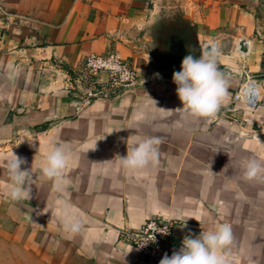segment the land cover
<instances>
[{
	"label": "crops",
	"instance_id": "0c3cea01",
	"mask_svg": "<svg viewBox=\"0 0 264 264\" xmlns=\"http://www.w3.org/2000/svg\"><path fill=\"white\" fill-rule=\"evenodd\" d=\"M171 3L199 57L218 42L226 87L210 117L187 114L176 70L156 63L171 51L161 40ZM114 51L138 87L84 103L69 89L78 70ZM244 71L255 105L237 98ZM147 137L160 140L159 163L123 169L119 156ZM51 141L71 149L60 179L42 173ZM15 154L32 170L30 199L7 195ZM250 159L264 164V0H0V264H151L121 230L153 216L175 222L170 256L186 235L227 223L228 264H264V175L245 177ZM64 214L81 220L78 233L64 231Z\"/></svg>",
	"mask_w": 264,
	"mask_h": 264
},
{
	"label": "clouds",
	"instance_id": "9594fccd",
	"mask_svg": "<svg viewBox=\"0 0 264 264\" xmlns=\"http://www.w3.org/2000/svg\"><path fill=\"white\" fill-rule=\"evenodd\" d=\"M112 70L124 72L119 66ZM173 81L183 103L182 109L187 114L194 117H210L221 106L226 86L217 68V57L212 52L202 54L199 58L186 55L182 60L181 70L174 71ZM159 144L160 140L157 137L138 140L131 148L128 146L125 156H119L120 166L134 172L157 165L160 159ZM70 152L68 146L51 141L50 151L46 154V162L42 167L43 175L47 178H62L69 164ZM25 163L26 160L16 154L7 161V172L12 181L7 195L14 201L30 199L29 184L33 177L32 170L21 167ZM244 175L250 180L261 177L264 175V164L256 159L248 160L244 164ZM61 223L69 235L76 234L81 229V220L73 215H62ZM159 231L167 233L165 228ZM232 241V227L223 223L214 230H203L199 235H186L181 248L174 251L171 256L165 254L159 264H228L224 249Z\"/></svg>",
	"mask_w": 264,
	"mask_h": 264
},
{
	"label": "built area",
	"instance_id": "2783aa9c",
	"mask_svg": "<svg viewBox=\"0 0 264 264\" xmlns=\"http://www.w3.org/2000/svg\"><path fill=\"white\" fill-rule=\"evenodd\" d=\"M212 44L218 45L217 40H213L209 45L212 48L204 47L202 53H214ZM206 49H208L207 52ZM240 51L241 53L247 51V41L241 42ZM116 66H119L124 72H114L112 69ZM78 71L74 80L75 84H71L69 89L82 91V99L86 104L93 98L117 96L120 93L133 91L138 87L140 81L134 64L116 51L107 54H89ZM243 76L245 82L238 90L237 98H244L255 105L260 97L259 87L254 82L255 77L247 71H244ZM68 77L69 81L73 83L70 76ZM174 226L173 220L162 216H153L137 228H123L121 237L139 251L143 260L151 264H159L165 254L170 256ZM163 228L167 229L166 234L159 231Z\"/></svg>",
	"mask_w": 264,
	"mask_h": 264
},
{
	"label": "rangeland",
	"instance_id": "374dc122",
	"mask_svg": "<svg viewBox=\"0 0 264 264\" xmlns=\"http://www.w3.org/2000/svg\"><path fill=\"white\" fill-rule=\"evenodd\" d=\"M167 17L165 22V28L161 30V40L170 49L181 47L186 45L193 51L198 53V58L200 54V45L191 38L188 34L184 32L183 23L181 18V11L176 4H168L166 11Z\"/></svg>",
	"mask_w": 264,
	"mask_h": 264
},
{
	"label": "trees",
	"instance_id": "16d2710c",
	"mask_svg": "<svg viewBox=\"0 0 264 264\" xmlns=\"http://www.w3.org/2000/svg\"><path fill=\"white\" fill-rule=\"evenodd\" d=\"M167 55L161 53L156 56V63L162 70H181L182 60L186 55H193L198 58V53L188 48L186 45L170 49Z\"/></svg>",
	"mask_w": 264,
	"mask_h": 264
},
{
	"label": "bare ground",
	"instance_id": "6f19581e",
	"mask_svg": "<svg viewBox=\"0 0 264 264\" xmlns=\"http://www.w3.org/2000/svg\"><path fill=\"white\" fill-rule=\"evenodd\" d=\"M210 45H211V43H210ZM209 48H212V46H209ZM215 49H216V52L215 53H217V51H218V45H213V50L215 51Z\"/></svg>",
	"mask_w": 264,
	"mask_h": 264
}]
</instances>
